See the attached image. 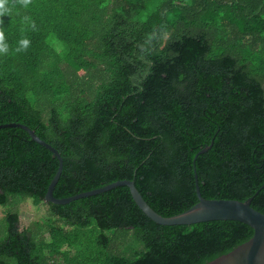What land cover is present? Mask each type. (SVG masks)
<instances>
[{
  "label": "trees",
  "instance_id": "trees-1",
  "mask_svg": "<svg viewBox=\"0 0 264 264\" xmlns=\"http://www.w3.org/2000/svg\"><path fill=\"white\" fill-rule=\"evenodd\" d=\"M0 33V124L57 149L55 197L132 179L156 212L179 213L212 141L194 163L201 195H254L264 213V0H4ZM57 167L24 129L0 128V264H205L253 233L155 223L126 186L45 202ZM28 198L48 216L20 228Z\"/></svg>",
  "mask_w": 264,
  "mask_h": 264
},
{
  "label": "water",
  "instance_id": "water-1",
  "mask_svg": "<svg viewBox=\"0 0 264 264\" xmlns=\"http://www.w3.org/2000/svg\"><path fill=\"white\" fill-rule=\"evenodd\" d=\"M3 127H19L24 129L33 141L48 149L57 158L58 167L47 186L43 201L55 204H66L78 198L95 195L117 186H126L138 208L155 223L161 225H189L210 220H235L243 222L252 228L253 233L250 238L205 264H264V213L251 207L250 202L254 195L248 196L244 200H238L231 198H206L200 193L194 163L199 154L207 151L211 147L212 141L210 144L199 149L192 159L197 201L179 213L164 216L148 205L135 187L132 179H119L67 197H55L53 195V189L62 170V157L60 153L51 144L40 138L33 129L23 123H1L0 128Z\"/></svg>",
  "mask_w": 264,
  "mask_h": 264
},
{
  "label": "rangeland",
  "instance_id": "rangeland-1",
  "mask_svg": "<svg viewBox=\"0 0 264 264\" xmlns=\"http://www.w3.org/2000/svg\"><path fill=\"white\" fill-rule=\"evenodd\" d=\"M54 41V39H52ZM58 45V42H55ZM19 209V227L23 228L28 225L31 221H43L48 216L47 207L45 204H34L30 198L25 201L16 203ZM8 207L7 205H0V237L4 235V228L2 214L3 211Z\"/></svg>",
  "mask_w": 264,
  "mask_h": 264
},
{
  "label": "clouds",
  "instance_id": "clouds-1",
  "mask_svg": "<svg viewBox=\"0 0 264 264\" xmlns=\"http://www.w3.org/2000/svg\"><path fill=\"white\" fill-rule=\"evenodd\" d=\"M4 7V0H0V8H3ZM28 43L29 41L28 40H22L20 42L21 44V48L20 49H17L18 51L23 49V48H26L28 46ZM8 52V45L4 42V37H3V34L0 33V54H5Z\"/></svg>",
  "mask_w": 264,
  "mask_h": 264
}]
</instances>
